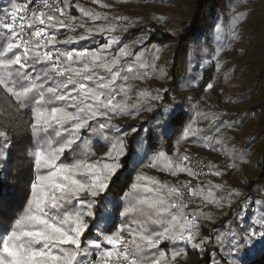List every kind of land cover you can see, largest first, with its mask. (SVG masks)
<instances>
[{"label":"snow or ice","instance_id":"6c2138e0","mask_svg":"<svg viewBox=\"0 0 264 264\" xmlns=\"http://www.w3.org/2000/svg\"><path fill=\"white\" fill-rule=\"evenodd\" d=\"M92 3L110 7L101 0ZM72 7L70 0H9L0 7V90L20 107L31 110L29 156L34 169L26 205L0 233V264H167L163 243L174 248L184 243L193 249L205 243L196 242L200 217L196 211H186L196 200L186 202L185 194L199 198L201 205L221 206L215 191L222 186L212 185L205 192L189 181L176 186L138 174L120 197L124 203L120 216L126 222L110 233L101 226L108 215L104 205L111 203L108 194L127 168L123 139L127 133L114 129L112 118L133 115L143 108L139 99L128 102L132 87L128 82L142 79V70L155 65L145 56L150 51L143 48L145 40L122 45L121 38L113 35L117 23L110 22L106 14L77 4L81 15L75 17L70 14ZM77 19L84 22L76 23ZM78 28L83 29L79 36L57 39L60 30L75 32ZM215 28L219 30L218 25ZM97 34L105 37L98 46L59 47ZM136 45L143 50L133 51ZM153 59H159L158 55ZM216 67L219 69V63ZM212 87L209 83L206 90ZM151 100L162 97L156 93ZM145 110L153 109L149 106ZM168 111L165 108L158 115ZM197 115L207 119L204 113ZM194 123L184 130V137L202 133ZM85 131L108 142L110 147L102 156L92 158L91 141L83 138ZM203 140L205 148L214 149L211 136L203 135ZM10 147L8 131L0 128V159H7ZM69 153H73L70 160ZM174 155L176 158L159 151L148 166L173 177L186 173L199 179L208 174L194 171L187 163L188 156ZM210 174L223 175L220 171ZM94 228L93 237L86 239ZM229 243L230 264H243L245 250L264 244V216L232 234ZM183 251L186 249L173 250L170 259L175 261Z\"/></svg>","mask_w":264,"mask_h":264},{"label":"rangeland","instance_id":"374dc122","mask_svg":"<svg viewBox=\"0 0 264 264\" xmlns=\"http://www.w3.org/2000/svg\"><path fill=\"white\" fill-rule=\"evenodd\" d=\"M222 1L221 7H216L214 5V0H208L206 2V14L203 18L204 20H202L201 26L178 51L176 62V55L174 52L178 50V45L174 42L170 45L165 42V44H158L159 46L157 44H145L143 46V48L150 50L145 52V56L148 57L149 63H154L155 67L142 70V79L130 80L128 82L132 86L128 102L135 103L139 99L143 108L133 115L116 116L112 118L114 129L120 128L127 133V135L123 137L128 152L126 158L127 168L120 180L113 185L111 192L108 194L111 203L104 205L103 210L106 211L108 215L105 217L104 223L101 225L102 227H108L112 224L117 217L116 211L120 209L121 212L124 207V203L120 200V197L124 191L125 173H129V176L131 174L138 175L146 173L149 177L153 176L155 173H160L164 174L167 180L165 183L176 186L182 185L181 183L183 182L177 181L178 178H182L181 174L173 177L166 172L157 170V168L149 167L148 165L151 162L148 163L146 161L150 159V155H146L144 151L145 143L150 134L155 138L161 133L165 134L169 130L180 126V123H182L181 121H183L181 113L190 121V124L195 121L193 124L194 128L203 131L201 134L189 137H184L183 131L176 144V148L178 152H180L178 154L185 152L187 154L186 156L195 154L205 159H211L212 154L210 150L217 151L220 158L225 161V164H228V168L232 171H236L239 177L244 173L243 171L245 168L236 166L229 167V165L233 164L232 160L237 152L235 149L236 147L241 154L242 152L249 153L252 150L251 147H247V144H245L246 146L244 145L245 140L243 138L245 136L243 137V134L246 129L252 126L248 117L250 112L246 111L248 105L252 103L251 100H249L251 95L247 94V88H255V77L260 75L259 72L262 71L260 67L256 68V66L259 65L255 64V61L260 62L257 56L260 49L255 50L254 47L258 45V42H261L258 33L260 30L264 29V25H258L257 28H255L256 25H252L255 23L257 15L262 12L261 9L254 8L259 4L261 5L262 2L260 0H255L254 3L253 0H248L252 8L250 11L246 5H243V0ZM89 2L90 7L95 10L98 8V12L103 14L102 11L104 9H102L100 4H94L92 0H89ZM108 2L110 3V7H106V10L112 8V5H119L122 9V14H124L126 18L124 19V30L119 32L122 42L124 40L122 45L132 44L137 40V37L144 36L151 38L153 36H159L163 30H168V35L173 38L176 34L175 32L179 33V31L184 29L180 23L187 18L184 9L187 8L188 4L185 0H101L102 4ZM135 7L143 9L145 21L139 17L132 16L131 12ZM237 17H239L238 21ZM217 25L219 26V30L215 28ZM258 28L262 29L258 31ZM138 29H140L139 33L135 38L128 36L132 31ZM90 39L95 44L85 47L98 46L101 43L102 36L97 34ZM258 47L260 48L259 45ZM132 50L139 52L143 49L140 45H136ZM217 50H219V55H216ZM157 55L159 59H153V57ZM233 55L235 57H233ZM230 58L234 60L241 59V63H236L232 60L229 62ZM217 63L220 65L219 69L216 67ZM174 64H176V67H174ZM210 66H213V75L215 79L220 78L221 74H224L226 75L224 84L228 85V87H232L230 91L227 89L229 92L226 90L225 95L223 91H220L222 94L221 99L218 92L216 95H209V89H205L200 93L198 98L196 97L195 89L201 84L202 73L204 71L206 73ZM161 69H163V73H161ZM234 69L235 75L233 74ZM144 72L147 74L144 75ZM156 93H159L162 100H151V96ZM141 94H146V97ZM168 104H171L172 108L163 116L158 115L159 112L164 111ZM149 106L152 107V111L145 110ZM197 113L206 114L207 119L198 116ZM171 118H173L178 125L174 122L172 123ZM219 121H223V124H220ZM130 128L137 129V132H131ZM217 128H219V131L216 130ZM203 135L211 136V143L214 145V149L205 148L203 146ZM225 135L227 136V142L224 139ZM234 136L238 138L235 141L232 139L234 141V144H232L230 143L229 137ZM83 138L90 139L91 141L90 148L94 153L93 159L102 156L110 147L108 142L102 137L93 135L91 132L85 131L83 133ZM131 147L133 149V154L131 153ZM77 151H79V149ZM200 151L203 152L204 156L200 154ZM158 152L159 151H157V153ZM157 153H155V155ZM71 155H73V153L68 154L69 160ZM170 157L176 158V156ZM154 158L155 157H153V159ZM247 166L251 169L249 163H247ZM155 178L158 179V176L155 175ZM207 178L201 184L202 186H200L204 187L207 185L204 189L206 192L212 185H221L222 188L215 191V197L221 200L220 198L224 193V188L227 186L226 181L221 179L213 182ZM230 184L232 188H235L234 183ZM115 192L119 197L118 199H116L117 196ZM232 198L235 200L236 195L232 194ZM243 200H246V197ZM236 201L237 202L234 203L229 212L232 213L233 210H238L240 208L239 201ZM249 202L250 201H247L243 205L247 206ZM255 208L256 207L253 205L252 210H256ZM186 211L189 212V208H187ZM120 212L119 220L121 221L116 223V228L124 222V218L120 216ZM238 212L241 213L242 217L244 216L242 210ZM254 214H256V212ZM97 216L98 218L100 217V211H98ZM95 231L94 228L91 233L94 235ZM91 233H88L86 237L91 239L93 237V235L90 236ZM125 235H127V233H125ZM166 244H168V246ZM163 245L164 247H161V249L166 252L169 258H171L170 254H172L173 250L184 249L186 246L191 247V245L184 243H178L175 248L168 242L163 243L161 246ZM201 248L202 247L197 248V250H201ZM184 259L185 251H183L175 261H172L171 264H176L177 261H183ZM169 260L167 263H169ZM145 264H150V261H145Z\"/></svg>","mask_w":264,"mask_h":264},{"label":"trees","instance_id":"16d2710c","mask_svg":"<svg viewBox=\"0 0 264 264\" xmlns=\"http://www.w3.org/2000/svg\"><path fill=\"white\" fill-rule=\"evenodd\" d=\"M188 4L187 8L184 9L186 12V20L181 21V25L184 27L181 31L175 32V36L173 38L169 36L168 30L162 31L159 36L153 37H137V40H145L146 44H165V42L170 45L177 44L178 50L174 52L176 55L175 62L178 58V51L188 42V40L193 36V34L200 28L202 20H204V16L206 14L205 4L208 0H185ZM237 1V0H235ZM243 5H246L251 11V5L248 3V0H243ZM261 5L255 6L254 9H261V13L257 15L255 19V23L252 25H264V0H260ZM171 2V1H170ZM255 3V0H253ZM9 3V0H0V7H3ZM222 0H214V5L220 6L222 5ZM70 4L73 6L70 9V14L75 17H80L79 9L75 6L78 4L81 7L88 8L90 10L98 12V8L95 10L90 7L89 0H70ZM106 5H110V3H106ZM117 5V4H115ZM90 7V8H89ZM112 8L105 9L106 7H102L106 11V15L110 18V22L117 23L118 27L116 32L113 35L119 36V32L124 30V19L116 21V17H124L122 14L121 7L111 6ZM143 9L133 8L131 14L134 17H139L140 19L145 21ZM84 22L80 19H77L76 23ZM88 26H93L91 22ZM104 21H97V24H104ZM161 24H164L160 22ZM166 24V23H165ZM122 27V28H121ZM121 28V29H119ZM259 29L262 28H258ZM139 30L132 31L128 36L134 37L138 35ZM61 34L63 33H72L67 30H60ZM83 29H77L74 33L81 34ZM59 34L57 37H59ZM258 37L261 38V42H258V45L254 47L255 50H259L258 59L260 62H256L259 66L256 68L262 69L260 75H257L254 80L255 88H247V94L251 95V104L248 105L246 109L247 112H250L248 117L249 121L252 123V126L244 131L243 139L245 140L244 145L247 144V147H251V152H242L240 159H234L237 154H241L236 149V155L234 156L232 163L235 164L236 167L245 168L244 173L239 177L236 174V171H232L227 167L225 169L219 168L217 166H213L210 169L211 172L220 171L223 173L222 176H213L209 173L208 178L210 181L215 182L223 179L226 181L227 186H225V190L223 195L221 196V200H219L221 206H217V204H203L201 205L199 202V198H193L196 202L189 203V213L196 211L198 217H200L198 222V236L197 242L200 240H204L205 243L201 245V250L192 249V247L186 246L185 251V259L183 261L179 260L176 264H230V237L232 234L239 232L241 228L247 227L249 224H253L256 219H259L261 216H264V212H261V206L264 205V176L261 175L264 172V29L260 30L258 33ZM102 36V35H101ZM136 40V41H137ZM240 40V39H239ZM105 41V37L102 36L101 43ZM124 43V40L122 44ZM145 45V44H144ZM143 45V46H144ZM158 45V46H159ZM62 47V46H59ZM65 48V47H64ZM173 48V47H172ZM233 57H235L233 55ZM244 57V56H242ZM234 61L236 63H241V59L234 60L230 58L229 62ZM254 62V61H253ZM176 67V64H174ZM233 74L235 75V69L233 70ZM226 79V75L221 74L220 78L215 79L213 75V66L208 68V71L202 73V81L198 88L195 89L196 97L200 96L206 89V85L209 83L213 84V87L209 89V95L219 93L220 99L222 98L221 92L226 94V90L229 91L232 89L231 86L224 84ZM227 90V91H228ZM221 91V92H220ZM228 91V92H229ZM167 109H171V104L166 105ZM183 121L180 123V126H177L167 133H161L157 137L153 138L150 134L145 143L144 151L146 155H150V159L146 162H152L153 157H155V153L157 151H165L168 156H175L174 154H178V149L176 148L177 140L181 133L188 127L190 121L185 118L183 113H181ZM31 121V110L24 109L17 105L13 99H11L8 94H6L3 90H0V128L6 129L9 133V137L11 140V147L7 150V159H0V232H4L8 229L12 219L17 216L24 208L27 202V198L29 195V185L33 180L34 169L30 162L29 149L32 145V135L29 129V123ZM171 122L176 123L173 118H171ZM171 123V124H172ZM230 143L234 144V141L237 140L238 137H229ZM225 141L227 142V136L225 135ZM234 141H233V140ZM243 145V146H244ZM246 146V145H245ZM244 148L246 149V147ZM133 147V146H132ZM131 147V153L133 154V149ZM216 148V147H215ZM247 151V150H246ZM202 156L203 152L200 151ZM179 156L187 155L185 152L178 154ZM129 159V158H128ZM241 160V161H240ZM147 163V164H148ZM247 163L250 164L251 169L247 166ZM250 170V171H249ZM144 175H147L144 173ZM158 176V179L165 183L167 180L165 179L164 174L155 173ZM124 178V191L128 190V187L131 183L134 182L136 174L130 175L129 173H125ZM182 178H178L177 181H181L185 183L186 181H190L192 177L187 176L186 173L181 174ZM181 183V184H183ZM230 183L235 184V188L233 189ZM202 186V185H201ZM200 186V187H201ZM207 187L204 186L205 189ZM207 192V191H206ZM238 192L236 195V199L233 200L232 195L230 193ZM116 194V192H115ZM246 197V200H243ZM117 199V197H116ZM238 200L240 205V210L244 212V216L242 217L241 213L238 210H233V212H229L234 203ZM247 201H250L247 206L243 204ZM243 202V203H242ZM253 205L256 207V210H252ZM120 208V207H119ZM239 210V211H240ZM117 217L112 224L108 227L107 232L110 233L116 229V223L120 222L119 220V212L120 209L116 211ZM256 212V214H254ZM201 214H206L209 218H203ZM251 214V215H249ZM254 215V217H253ZM118 218V219H117ZM126 222V221H124ZM91 233V232H90ZM93 234L91 233L90 236ZM89 239V237H86ZM168 246V244H166ZM161 247H164L161 246ZM253 249V250H252ZM227 250V251H225ZM253 251V252H252ZM171 255V254H170ZM243 264H264V244H256L255 247L247 249L242 254ZM170 259V258H169ZM171 260V259H170ZM167 264H171L172 260Z\"/></svg>","mask_w":264,"mask_h":264},{"label":"built area","instance_id":"2783aa9c","mask_svg":"<svg viewBox=\"0 0 264 264\" xmlns=\"http://www.w3.org/2000/svg\"><path fill=\"white\" fill-rule=\"evenodd\" d=\"M210 153L212 154L211 159H205L202 157H199L195 154L189 155V161L187 162L189 166L196 172L208 173L205 175H200L199 179H191L190 183L193 186H200L205 179L208 177L210 173V169L213 166H217L219 168L225 169L227 167V164H225V161L220 158L219 153L217 151L210 150ZM193 199V197L188 196L185 194V201L189 202ZM189 205V204H188Z\"/></svg>","mask_w":264,"mask_h":264},{"label":"crops","instance_id":"0c3cea01","mask_svg":"<svg viewBox=\"0 0 264 264\" xmlns=\"http://www.w3.org/2000/svg\"><path fill=\"white\" fill-rule=\"evenodd\" d=\"M72 2V0H71ZM103 14H106V11L103 10L102 11ZM68 36H73V37H76V36H79V34H76L74 32L72 33H63L61 34L59 37H57L58 40H65ZM92 44H95L92 42L91 39L87 40V41H80V42H77L75 44H70V45H59V46H62V48H71V47H76V48H81V47H85V46H88V45H92ZM96 46V45H94ZM116 196H117V193H116ZM119 197L117 196V199Z\"/></svg>","mask_w":264,"mask_h":264}]
</instances>
